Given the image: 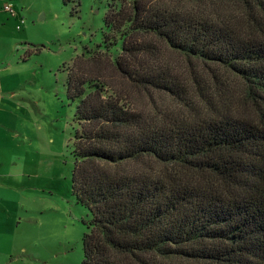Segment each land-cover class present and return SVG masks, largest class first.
Wrapping results in <instances>:
<instances>
[{
	"label": "trees",
	"instance_id": "1",
	"mask_svg": "<svg viewBox=\"0 0 264 264\" xmlns=\"http://www.w3.org/2000/svg\"><path fill=\"white\" fill-rule=\"evenodd\" d=\"M99 1L102 42L67 70L79 125L72 191L90 213L82 264H264V0H184L213 11L202 14L168 4L183 0ZM157 44L207 66L215 83L213 66L230 71L244 85V117L221 92L212 100L196 88L188 101ZM99 56L189 115L129 110L81 72Z\"/></svg>",
	"mask_w": 264,
	"mask_h": 264
},
{
	"label": "rangeland",
	"instance_id": "2",
	"mask_svg": "<svg viewBox=\"0 0 264 264\" xmlns=\"http://www.w3.org/2000/svg\"><path fill=\"white\" fill-rule=\"evenodd\" d=\"M4 3L14 5L18 17L0 26V68L14 65L17 87L24 95L32 96L38 106L35 118L39 131L32 147L38 174L36 218L29 245L33 258L20 259L15 264H82L87 231L84 221L90 218V213L77 202L72 191V153L79 125L75 117L77 102L68 99L67 70L86 48L93 49L102 42L106 6L99 0L68 3L64 0H5ZM168 4L198 14L213 13L207 5L197 6L184 0ZM157 48L162 66L178 78L188 101H194L196 88L199 97L212 100L218 99L221 92L224 98L233 96V110L229 112L244 117V85L230 71L213 66L218 80L215 83L216 79H209L212 73L204 64L191 62L163 45L157 44ZM120 51L116 46L112 50L113 58ZM80 68L88 77H100L129 110L150 116L175 115L173 120L189 115L179 101L158 92L134 88L106 56H99L98 61L85 60ZM149 168L153 175L162 170L156 162L149 163Z\"/></svg>",
	"mask_w": 264,
	"mask_h": 264
},
{
	"label": "crops",
	"instance_id": "3",
	"mask_svg": "<svg viewBox=\"0 0 264 264\" xmlns=\"http://www.w3.org/2000/svg\"><path fill=\"white\" fill-rule=\"evenodd\" d=\"M4 2L0 0L2 27L18 17L14 5H10L12 13L5 11ZM16 69L14 65L0 68V264L33 258L29 245L36 218L38 174L32 147L39 131L38 106L17 87Z\"/></svg>",
	"mask_w": 264,
	"mask_h": 264
},
{
	"label": "built area",
	"instance_id": "4",
	"mask_svg": "<svg viewBox=\"0 0 264 264\" xmlns=\"http://www.w3.org/2000/svg\"><path fill=\"white\" fill-rule=\"evenodd\" d=\"M5 11H9V12H13V10H12V8H11V6L10 5H7V6H5Z\"/></svg>",
	"mask_w": 264,
	"mask_h": 264
}]
</instances>
